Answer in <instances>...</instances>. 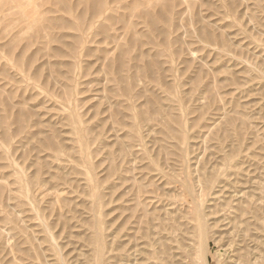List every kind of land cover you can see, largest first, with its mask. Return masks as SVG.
Here are the masks:
<instances>
[{"label":"rangeland","instance_id":"374dc122","mask_svg":"<svg viewBox=\"0 0 264 264\" xmlns=\"http://www.w3.org/2000/svg\"><path fill=\"white\" fill-rule=\"evenodd\" d=\"M121 59L115 82L107 66ZM71 115L88 136L104 264H197L184 174L209 226L210 263L264 264V0H0V264H94L91 175ZM18 174L34 180L27 191ZM147 217L181 230L155 259L141 237Z\"/></svg>","mask_w":264,"mask_h":264},{"label":"bare ground","instance_id":"6f19581e","mask_svg":"<svg viewBox=\"0 0 264 264\" xmlns=\"http://www.w3.org/2000/svg\"><path fill=\"white\" fill-rule=\"evenodd\" d=\"M3 1V0H2ZM45 1V0H44ZM94 2H95V0H94ZM97 3H99V1H96ZM41 3V2H40ZM44 3V2H43ZM96 3V4H97ZM182 3H183V0H182ZM176 4H177V2H176ZM150 6H148V8H149ZM179 7V6H178ZM41 8V7H40ZM96 8V7H95ZM30 9V8H29ZM28 10V9H27ZM95 10V15H96V12H97V14H100L101 12H99V10H98V8L97 9H94ZM31 11H32V9H31ZM30 11V12H31ZM145 11V10H144ZM29 12V13H30ZM33 12V11H32ZM31 12V13H32ZM99 12V13H98ZM35 13V12H34ZM135 13V12H134ZM36 14V13H35ZM103 14V13H102ZM37 15V14H36ZM116 15V14H115ZM29 16H30V14H29ZM94 16V15H93ZM32 17V16H31ZM37 17V16H36ZM40 17V16H39ZM26 18V17H25ZM164 18V17H163ZM28 19H29V17H28ZM80 19V18H79ZM90 19V18H89ZM130 19H132V18H130ZM27 20V19H26ZM92 20V19H91ZM106 20H108V19H106ZM40 21V20H39ZM130 22V21H129ZM52 23V22H51ZM116 23V22H115ZM131 24V23H130ZM149 24V23H148ZM150 26H152L153 28H156L155 27V23H154V21L153 20H150ZM51 26V25H50ZM88 26V25H87ZM129 26V25H128ZM86 28V27H85ZM150 29H152L151 27H150ZM200 29V28H199ZM102 30H104L105 31V28H103L102 27ZM128 30V29H127ZM222 31V30H221ZM220 32V31H219ZM123 36V35H122ZM120 40V39H119ZM117 45V44H116ZM221 47V46H220ZM116 50V49H115ZM113 53V52H112ZM128 58V57H127ZM147 58V57H146ZM158 65V64H157ZM159 68V67H158ZM157 68V69H158ZM107 69L109 70V71H112V72H114V76H115V79H114V81L116 82H123L124 81V64H123V61H122V59L121 60H119V64H118V67L117 68H114V67H112L111 65H109V66H107ZM137 71V70H136ZM135 71V72H136ZM102 72V71H101ZM49 74V73H48ZM198 74V73H197ZM199 76V75H198ZM196 79H198V77H195ZM195 79V80H196ZM136 80V79H135ZM194 80V79H193ZM194 80V81H195ZM141 85V84H140ZM125 92H127L126 91V87H123L122 88ZM67 90H68V88H67ZM144 91V90H143ZM149 93V92H148ZM65 95V94H64ZM72 95V94H71ZM176 97H177V94H176ZM218 98V97H217ZM105 100V99H104ZM215 100V99H214ZM115 104V103H114ZM109 106V105H108ZM123 106V105H122ZM113 107V106H112ZM111 107V108H112ZM118 110V109H117ZM134 110V109H133ZM127 112V111H126ZM224 115V114H223ZM121 117V116H120ZM235 117V116H234ZM144 118V116H142V119ZM110 119V118H109ZM221 120H225V119H221ZM230 119L228 118L227 119V117H226V121H229ZM234 120H235V118H234ZM124 121V120H123ZM182 122H183V120H182ZM18 123H19V125H18V129L17 130H21L22 128H21V122L18 120ZM145 123V122H144ZM143 123V124H144ZM227 123V122H226ZM2 125H3V123H2V121H0V128L1 129H3L2 128ZM70 125H71V135L74 137L73 139H74V143H76L77 144V152H78V155H79V157H80V160H81V162L85 165V167L87 168V170H88V173L91 175V177L89 178V179H87V188H89V195H90V197L92 198V202H91V221H92V225L90 226L91 227V233H90V237L88 238V241L89 242H91L92 244H93V248H94V264H104V250H105V242H104V238H103V235H102V230H101V226H100V219H99V217H98V206H99V191H98V189H97V179H95V177H94V174H93V172H91V165H90V163L88 162V154H87V144H88V136H87V132L86 131H84V129L80 126V124L77 122V120L75 119V117H74V115H71L70 116ZM145 125V124H144ZM162 125V124H161ZM177 127H179V130H178V132H177V136L175 137V140H177V138H179V139H181V141L185 144V142L187 141V136H186V133H185V131H184V125L183 124H175ZM226 125H228V124H226ZM164 126V125H163ZM167 126V125H166ZM165 129V128H164ZM175 129V128H174ZM168 132H170V131H168ZM171 135V134H170ZM2 136L4 137V138H6V135H5V131L3 130L2 131ZM133 138V137H132ZM32 139V138H31ZM123 140L124 141H126L124 138H123ZM166 140V139H165ZM116 141V140H115ZM118 141L119 142H121L120 141V139L118 138ZM178 141V140H177ZM44 146H51V147H53L54 146V144L51 142V139H46V140H44L43 141V143H42ZM122 144V143H121ZM123 145V144H122ZM188 145V144H187ZM186 145V146H187ZM230 145H232L231 143H230ZM185 146V147H186ZM234 146V145H233ZM169 147V146H168ZM203 147V146H202ZM231 147V146H230ZM132 148V147H131ZM174 148V147H173ZM126 149V148H125ZM127 149H128V147H127ZM161 149H163V148H161ZM175 150H176V148H175ZM125 151V150H124ZM183 151V153H185L184 152V150H182ZM185 151H187V150H185ZM236 151V150H235ZM127 153V152H126ZM177 153H179L178 151H177ZM182 153V152H181ZM187 153V152H186ZM128 155V154H127ZM183 156V155H182ZM227 157H228V155H227ZM183 159L184 158H179V160L181 161V164H184V161H183ZM176 160H178V159H176ZM42 161V160H41ZM152 161V160H151ZM232 161V160H231ZM0 162H3L2 160L0 161ZM57 162V161H56ZM59 162H61V161H59ZM186 163V162H185ZM233 164V163H232ZM21 165V164H20ZM32 165H34V164H32ZM32 165H30V166H32ZM185 165V164H184ZM183 165V166H184ZM231 165V164H230ZM186 166V165H185ZM225 166H228L227 164H225ZM233 166V165H232ZM4 167V166H3ZM185 168V167H184ZM224 168H226V170H227V167H224ZM184 170V169H183ZM156 171V170H155ZM185 171V170H184ZM183 171V174L184 173H186V172H184ZM223 172H225V171H223ZM181 175H182V173H181ZM177 175H175L174 177H176ZM219 176V175H218ZM218 176H217V178H218ZM134 177V176H133ZM178 177V176H177ZM229 177V176H228ZM215 179H216V177H215ZM227 179V178H226ZM173 180V179H172ZM230 180V179H229ZM1 181V180H0ZM34 180H32V181H30V180H28V179H26L25 177H23L22 175H20V174H18L17 176H16V183L20 186V188L21 189H23V190H25V191H27L28 190V187H29V185L33 182ZM171 181V180H170ZM212 181H213V179H212ZM216 181V180H215ZM3 182V181H2ZM1 182V183H2ZM134 182V181H133ZM214 182V181H213ZM211 183V178H200V176H197V185L198 186H202V187H204L205 186V188L207 189V190H213L214 188H215V183ZM138 183V182H137ZM182 184V186H183V189H184V191H185V193H186V195H187V197H188V203H190L191 204V206H192V208H193V216H194V218H195V221H196V226L194 227V229H193V232L192 233H194L196 236H197V244H196V247H195V249H196V253L197 254H201V256H199L198 257V259L196 258V263L197 264H211L210 263V261H209V259H208V257H207V252H208V248H207V244H206V238H207V235H208V233H209V226H208V224L206 223V221L204 220V215H203V210H202V207L200 206V203H198L197 202V200H196V198H195V194H194V190H193V185L192 184H190L189 183V181L187 180V177H186V175L184 174L182 177H181V182H179V184ZM133 184V183H132ZM195 184V183H194ZM239 184V183H238ZM241 184V183H240ZM217 187L219 188V191L218 192H220V190L222 189V188H224V187H226L225 186V184H224V182L223 181H218L217 182ZM231 185H233V184H231ZM8 186V185H7ZM134 186H136V185H133V187ZM0 188H2V185L0 186ZM8 188V187H7ZM132 189V188H131ZM136 189H137V187H136ZM141 189V186H140V188L138 189V191ZM199 189H200V187H199ZM9 190V189H8ZM10 192V191H9ZM207 192V191H206ZM241 192V191H240ZM258 193V192H257ZM137 194H138V192H137ZM199 194V193H198ZM213 195H217V194H213ZM231 195V194H230ZM233 195V194H232ZM237 195V194H236ZM22 196V195H21ZM85 196V195H84ZM206 196H207V194H206ZM224 196V195H223ZM8 197V196H7ZM231 197V196H230ZM23 198V197H22ZM26 198V197H25ZM198 199L200 198L201 199V197H199V195H198V197H197ZM206 199V198H205ZM229 199V198H228ZM7 200V199H6ZM25 200H27V199H25ZM137 200H138V197H137ZM184 201V200H183ZM229 202V201H228ZM22 203V202H21ZM32 203V202H31ZM57 203L60 205V206H62V205H64V201H62V199L61 198H59V199H57ZM240 203H242V202H240ZM66 204H67V202H66ZM141 204V203H140ZM238 204V203H237ZM243 204V203H242ZM204 204H202V206H203ZM226 205V204H225ZM190 206V207H191ZM217 206V205H216ZM219 206H221V205H219ZM227 206V205H226ZM243 206H245L244 204H243ZM223 206H221V208H222ZM253 207H255V206H253ZM252 207V208H253ZM205 208V207H204ZM257 209H258V206H257ZM10 210V209H9ZM136 210L137 209H135V212H136ZM158 210V209H157ZM167 211V210H166ZM205 211V210H204ZM254 211V210H253ZM40 211H39V209H35V214H36V216L40 219V224H39V227H40V229H41V232L42 233H44V236H45V238H47V240L49 241L50 239H51V237H50V234H49V226H48V224L46 223V222H44L43 220H42V218H41V213H39ZM236 212L238 213L237 215H240V217L239 218H241L246 212L244 211V209H242V208H238V209H236ZM251 212H252V209H251ZM146 213V212H145ZM154 213V212H153ZM252 214V213H251ZM84 215V214H83ZM132 215V214H131ZM167 215V214H166ZM252 215H254V214H252ZM48 216V215H47ZM132 216H135V215H132ZM144 216H146V214L144 215ZM164 216V215H163ZM246 217L248 216V215H245ZM244 216V217H245ZM255 216V215H254ZM131 217V216H130ZM143 217V216H142ZM141 217V218H142ZM153 217V216H152ZM155 217V216H154ZM153 217V218H154ZM245 217V218H246ZM252 217V216H251ZM156 218V217H155ZM154 218V219H155ZM160 218V217H159ZM253 218V217H252ZM256 218H258V217H256ZM261 218H262V216H261ZM263 218H264V216H263ZM249 219V218H248ZM254 219V218H253ZM63 220V219H62ZM138 220V219H137ZM164 220V219H163ZM163 220H161V221H163ZM234 220V219H233ZM251 220V219H250ZM259 220V219H258ZM151 221H152V218L151 217H147V219H146V222H145V225H143L144 227V231H143V233L141 234L142 236V238H145V239H147V241H148V243L149 244H151L152 246H155V253L154 254H152V258L153 259H155V258H159V255H160V253L162 254V253H167L168 252V250H169V242H170V239H169V236H167V235H169L170 233H173V232H176L178 229H179V225H178V223H174V224H177V225H175V227H172V226H169V227H167L166 225H163L162 224V226H153V224H151ZM160 221V220H159ZM260 221L262 222L263 220L262 219H260ZM174 222H175V220H174ZM236 222H238L237 220H236ZM250 222V221H249ZM260 222V223H261ZM264 222V221H263ZM61 223V222H60ZM169 223V222H168ZM239 223H241V222H238V223H236L237 225L239 224ZM139 224V223H138ZM234 224V223H233ZM264 224V223H263ZM262 224V225H263ZM237 225H236V227H237ZM243 224L241 223V226H242ZM260 225V224H259ZM139 226V225H138ZM164 226H166V227H164ZM232 226V225H231ZM252 225H250V227H251ZM189 227V226H188ZM182 228V227H181ZM252 228V227H251ZM262 228H264L263 226H262ZM215 229V228H214ZM257 228H255L254 230H256ZM140 230V229H139ZM138 230V231H139ZM180 230V229H179ZM238 230H239V228H238ZM247 230V229H246ZM258 230V229H257ZM137 231V230H136ZM141 231V230H140ZM181 231V230H180ZM191 231V230H190ZM32 232V231H31ZM134 232V231H133ZM185 232V231H184ZM189 232V231H188ZM253 232V231H252ZM260 231L258 230V233H259ZM137 233V232H136ZM162 233H165V235H163ZM181 233V232H180ZM231 233V232H230ZM240 233V232H239ZM244 233V232H243ZM261 233V232H260ZM134 234H135V232H134ZM138 234H139V232H138ZM185 234V233H184ZM184 234H182V235H184ZM187 234V233H186ZM189 235V234H188ZM241 235V234H240ZM247 235V234H246ZM69 236V235H68ZM75 236V235H74ZM172 236V235H171ZM178 236V235H177ZM184 236H186V235H184ZM78 237V236H77ZM134 237V236H133ZM173 237V236H172ZM253 237V236H252ZM242 238H244V237H242ZM177 239V238H176ZM247 239V238H246ZM255 239L253 238V241H254ZM257 240V239H256ZM130 241V240H129ZM243 241V240H242ZM252 241V242H253ZM43 242V241H42ZM127 242H128V240H127ZM134 242V241H133ZM143 242V241H142ZM177 242H178V240H177ZM186 242V241H185ZM257 243H258V241H256ZM50 243V242H49ZM172 243V242H171ZM170 243V244H171ZM242 243V242H241ZM244 243V242H243ZM51 244V243H50ZM134 245H135V243H133ZM173 244V243H172ZM256 244V243H255ZM258 244H261V243H258ZM181 245V244H180ZM238 245H239V243H238ZM264 245V244H263ZM262 245V246H263ZM37 246V245H36ZM140 246H142V244L140 245ZM259 246V245H258ZM134 247H137V246H133L132 247V250H133V248ZM143 248H144V246H142ZM173 247V246H172ZM184 247V246H183ZM244 247H246V246H244ZM54 249L56 248V246L54 245V247H53ZM147 248V247H146ZM185 248V247H184ZM59 249V248H58ZM136 249V248H135ZM137 249H138V247H137ZM136 249V250H137ZM57 250V249H56ZM131 250V249H130ZM139 250V249H138ZM40 251V250H39ZM120 251V250H119ZM42 252V251H41ZM40 252V253H41ZM78 252V251H77ZM121 252H123V250L121 251ZM121 252H119V253H121ZM135 252V251H134ZM141 252V251H140ZM140 252H139V254H140ZM172 252H173V250H172ZM68 253H70V252H68ZM124 253V252H123ZM127 253H128V251H127ZM130 253V252H129ZM142 253H144V252H142ZM142 253H141V255H142ZM24 254V253H23ZM135 254V253H134ZM218 254V253H217ZM24 255H26V254H24ZM59 255V254H58ZM146 255V254H145ZM41 256V255H40ZM66 256V255H65ZM132 256H133V254H132ZM144 256V255H143ZM93 257V256H92ZM147 257H148V255H147ZM170 257H171V254H170ZM222 257H224L223 256V254H219L218 255V257H217V259H219V258H221V261H222ZM59 259H58V263L59 264H65V262H63V259L61 258V257H58ZM75 258V257H74ZM132 258V257H131ZM44 259V258H43ZM161 259V258H160ZM11 260H13V259H11ZM157 260L158 259H156V261H154V262H157ZM162 260V259H161ZM85 261L86 262H90V260H88L87 258H85ZM126 261V260H125ZM221 261H219V260H217V261H215L216 262V264H220L221 263ZM15 262V261H14ZM17 262V261H16ZM15 262V263H16ZM75 262H76V260H75ZM137 263H140V261L138 262V261H136ZM136 262H134V263H136ZM171 262H172V260H171ZM74 263V262H73ZM105 263H106V261H105ZM126 263V262H125ZM125 263H123V264H125ZM167 263V262H166ZM165 263V264H166ZM128 264V263H127ZM132 264H133V262H132ZM168 264V263H167ZM174 264V263H173ZM176 264V263H175Z\"/></svg>","mask_w":264,"mask_h":264}]
</instances>
